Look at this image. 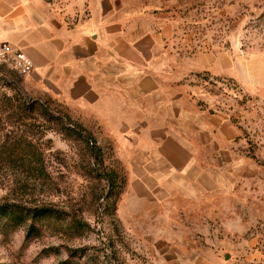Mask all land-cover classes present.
<instances>
[{"label":"rangeland","instance_id":"1","mask_svg":"<svg viewBox=\"0 0 264 264\" xmlns=\"http://www.w3.org/2000/svg\"><path fill=\"white\" fill-rule=\"evenodd\" d=\"M146 1L171 14L185 54L229 50L263 60L264 0ZM57 2L65 14L85 12L83 0ZM8 66L0 65L2 84L18 82L19 99L32 103ZM201 92L240 137L226 158L227 191L195 206L134 202L130 172L98 127L53 100L30 113L18 103L9 109L1 95L13 93L1 86L0 148L23 146L30 156L25 164L0 158V205L57 213L0 228V264H264V91L209 80Z\"/></svg>","mask_w":264,"mask_h":264},{"label":"crops","instance_id":"2","mask_svg":"<svg viewBox=\"0 0 264 264\" xmlns=\"http://www.w3.org/2000/svg\"><path fill=\"white\" fill-rule=\"evenodd\" d=\"M57 3L0 0V44L35 65L16 72L27 95L98 127L130 172L134 202L196 206L227 191L226 158L240 132L197 89L211 80L264 91V55L185 54L171 14L146 0H83L85 12L74 14Z\"/></svg>","mask_w":264,"mask_h":264},{"label":"trees","instance_id":"3","mask_svg":"<svg viewBox=\"0 0 264 264\" xmlns=\"http://www.w3.org/2000/svg\"><path fill=\"white\" fill-rule=\"evenodd\" d=\"M2 82L3 81L0 80V87L3 86V88H8L13 93L11 96H8L7 94L1 95L2 99L7 101L9 109L14 108L15 104L18 103V105L22 107V110H24L25 113H30L34 111V105L39 104L42 107L46 106L44 102L37 100H34L32 103H30V100L28 99L20 100L18 97V95H20L18 93L19 91L14 88V86H18V82H12L11 84H2ZM5 143L6 142H3L0 148L1 151H3L2 155L0 156L1 159L13 164H25L27 162V159L30 155L23 151V146L13 145L6 147ZM117 177V172H111L109 177L111 188L117 187V185L115 184L117 182ZM56 213L57 211L49 207L29 209L19 204H2L0 205V228H6L5 224L7 223L14 226H22L28 221V219H40L47 216H53Z\"/></svg>","mask_w":264,"mask_h":264},{"label":"built area","instance_id":"4","mask_svg":"<svg viewBox=\"0 0 264 264\" xmlns=\"http://www.w3.org/2000/svg\"><path fill=\"white\" fill-rule=\"evenodd\" d=\"M0 63L12 66L22 77L31 74L35 68L29 56L8 43L0 44Z\"/></svg>","mask_w":264,"mask_h":264}]
</instances>
